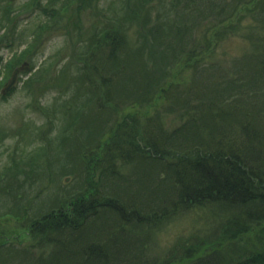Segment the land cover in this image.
<instances>
[{
    "label": "trees",
    "instance_id": "trees-1",
    "mask_svg": "<svg viewBox=\"0 0 264 264\" xmlns=\"http://www.w3.org/2000/svg\"><path fill=\"white\" fill-rule=\"evenodd\" d=\"M221 2L110 0L99 7L97 0H30L25 4L26 8L36 4L35 16L42 13L48 19L59 17L64 33L75 39L78 46H85L88 56L95 60L90 67L93 71L84 63L85 71L82 72L75 63L89 57L83 58L81 50L74 51L67 57L68 65H60L53 71L52 80L61 82L74 64L83 84L89 83L85 86L90 94L80 105L75 98H65L63 104H58L55 98L53 105L44 109L53 114V118L47 120L49 129L46 130L45 125L37 128L38 137L45 135L39 151L43 152L45 146L50 148L55 142L48 138L50 128L54 126V135L59 138L57 143L67 146L64 151L67 160L63 164L72 159V162L76 161V168H84L86 174L81 192L71 196L64 205H52L38 215L31 213L28 216L38 197L32 190L53 162L49 160V152L45 154L46 159L44 152L40 155L33 154L34 151L26 160L10 158L9 166L16 170L5 171L9 180L0 186V195L7 191L11 196V183L17 182L12 196H27V191L18 192L27 187L28 205L16 201L6 213L23 217L33 244L31 250H20L14 243L0 242V264H264V125L260 119L264 114H260L259 105L245 109L248 104L240 106L233 102L239 97L226 96L228 92L218 94L213 106L204 101H199L198 105L189 99L185 102L187 97L198 98L194 83L197 82L196 87L203 86L204 83L199 81L202 77L213 79L212 74L199 75L208 71L203 58L213 44L207 35L226 21H216L202 32L204 45L197 42L196 32L203 28L201 24L210 14L221 11L232 18L239 3L226 4L223 0L218 9ZM261 4L264 8V0ZM16 6L13 0H0V31L4 29L0 42L8 37L12 39L15 31L9 23L11 13L19 8ZM96 11L99 15L85 29L83 16L89 19ZM48 19L37 29H31L32 34L46 30V24L51 29L54 23ZM214 36L219 38L220 34ZM36 46L35 41L28 42L19 56L30 53ZM255 53V67H249V73L245 72L250 77L224 79V85L242 89L261 82L260 86H264V48ZM45 68L41 65L37 74L30 76L24 84L40 83ZM175 68H180V74L173 72ZM189 70V77L183 75ZM93 72L101 82L93 79ZM167 78H176L177 82L170 84ZM118 91L120 94L116 99L126 98L123 108H134L135 114L145 107L143 105H150L159 93H165L169 100L165 110L170 112L172 105L178 106L184 109L179 119L185 115L187 119L165 131L162 127L157 129L161 111H155L154 116L145 121L139 115L128 116L124 120L127 123L120 125L117 122L116 127L111 126L109 138L103 142L102 130L107 124L96 125L89 116L93 106L98 111L103 110L107 96ZM82 135L85 138L79 137ZM72 138L74 140L70 142ZM66 141L71 145H66ZM77 141H80L79 145ZM85 142L91 147L94 144L95 150L104 143L99 151L102 156H96L97 164H87L83 160L81 152ZM57 147L59 151L58 144ZM42 159L44 165L40 173L26 170L27 166ZM20 164L25 170L17 169ZM131 165L137 176L127 180L121 170ZM150 170L163 173L161 183L168 190L169 185H173L174 191L168 197V203L161 199L155 209L145 212L140 192L132 193L130 186L143 183ZM3 175L1 170L0 184ZM20 175L22 181H19ZM123 179L128 196L115 186ZM152 193L155 194V190ZM196 208H202L204 212L199 221L210 227L207 232L197 230L187 238L179 236L176 248L169 247L162 257L142 259L154 230H159L180 212ZM258 234L262 247L249 246L248 235Z\"/></svg>",
    "mask_w": 264,
    "mask_h": 264
},
{
    "label": "rangeland",
    "instance_id": "rangeland-1",
    "mask_svg": "<svg viewBox=\"0 0 264 264\" xmlns=\"http://www.w3.org/2000/svg\"><path fill=\"white\" fill-rule=\"evenodd\" d=\"M29 1L30 0H13L14 4H17L16 7L19 6V8L11 13L9 27L15 32L12 33L11 40L10 37H8L7 40L0 42V57L2 58V60H0V169L4 171L0 186L5 184L4 181L9 180V177L5 175V171L15 172L16 170L14 167L9 166L11 157H14L16 161H20L30 157L33 151V154L40 155H43V152L44 155L49 152V160L53 163L50 168L46 170V174L43 178L38 180L36 185L34 184L35 186L32 191L34 193L37 192L38 197L36 200L37 203L33 202V208H30V211H28V216H31V213H33V215H38L50 209L52 205L55 207L60 203L64 205L71 196L80 193L83 188V178L86 174L84 172L85 169L83 167L81 170L76 168V161L72 162V159H68L69 163L63 164V162L67 160L64 153L67 146L57 143V139L59 138L57 134L54 135L55 127H51L49 131L50 134L48 133V138H53L55 142L53 145H50V148L45 146L43 152L39 150L44 144L45 135L38 137L37 128L45 125L46 130L49 129L50 125L47 124V120L53 118V114L51 112L46 113L44 109L45 106L53 105L55 98L58 104L65 103V98H69L70 100L71 98H75L78 105H80L82 101L87 100L90 90H87L86 86H88L89 83L86 82V84H83L84 80L76 67H80L81 71L84 72L85 63L88 66V70L93 71L90 67L94 65L93 63L95 60L93 57L88 56L85 46H78L75 39L64 33L59 17L51 16V18L48 19L42 13H40L39 16L38 14L35 16L34 10H37L36 4L32 3L26 8L25 4ZM42 1L44 2V0ZM109 1L110 0H97L99 7L108 4ZM138 1L140 2L141 0ZM240 1L239 3L237 0H225L226 4L239 3L232 18L221 11L210 14L209 19L206 22H202L201 27L203 26V28L196 32L197 42H202V45H204V41L201 40L202 32L205 29H210L208 27H211L216 21H226L213 28L207 35L208 39L211 40L210 44H213V46L208 52L204 53L203 60L205 65L208 66V71L199 75L206 76L212 74L213 79L210 80L202 77L203 79L199 81L204 83L203 86L199 84L196 87L197 82L194 83L193 86L195 90H198L194 92L199 93L198 98L187 97L185 102L189 99L192 104L198 105L199 101H204L213 106L218 94L228 92L226 96L234 94L239 97L233 102H236L240 106L245 103L248 104L245 109H252V106L259 105L257 107H260V114L263 115L264 86H260L262 84L261 82L259 85H256L254 82V86L248 88L232 89L230 85H224L222 81L224 79L238 80L242 77H250L246 75L245 72L249 73V67H255V63H257L255 56L256 50L261 51L262 48H264V8H262L261 4L263 0ZM222 5L223 0L221 5L218 6V9H221ZM174 7L176 8V6ZM93 9L96 10V8ZM98 15L99 12L96 11L93 15L90 14L89 19L86 15L83 16L84 28H89V22ZM47 19L51 24L54 23L52 28L48 29V24H46V30L32 34L30 30L37 29L38 25L45 23ZM3 32L4 29L0 31V34ZM128 33L132 34V31H128ZM213 33L220 34V37H215ZM10 41H12V43H10ZM31 41L37 43L36 48L28 54H25V51L23 57H21V55L19 56V54L26 49L28 42ZM78 50L83 52V58L89 57V59H82L81 62L77 61L75 63L76 67L72 63L73 67H68V69L70 68L68 76L61 82H54V80H52L53 71L59 68L60 65H68V55ZM24 63L28 64L29 71L20 72L18 74L16 84L13 86L14 91L10 92L11 89L9 94H7L8 92L2 94V89L11 78L13 71ZM41 65H43L44 68L47 67L43 70L41 82H34L30 85L24 84L30 76L37 74ZM97 69L96 67V70ZM175 71L176 74H180L181 72L180 68H175L173 72ZM190 72L191 70L186 71L183 75L189 77ZM199 75H197V78H200ZM94 76L95 74L93 72V79L98 83L101 82L100 78ZM89 79L92 80V77ZM167 81L170 84L177 82L176 78H167ZM166 87H169V85H166ZM181 88L182 87H180V89ZM114 89L116 90L115 87ZM119 94L120 91L113 92L112 96H107V100H104V109L101 111L96 110L94 106L92 107V113L89 118L94 119L97 122L96 125L98 123L102 125L104 123L107 124L104 125L102 130V136L104 137L102 140L103 142L109 138L111 129L117 122L120 125L127 123L124 122V120L128 116L139 115V118L145 121L146 118L154 116L155 111H161L162 115L157 117L159 122L157 124V129L162 127L165 131L175 128L187 119L186 115L181 120L179 119L182 117L180 114L184 112V109H180L178 106L172 105L173 110L170 112L165 110L169 105V100L165 93H159L154 97L150 105H143L145 107L138 112V114H135L134 108H123L127 99L124 98L121 101L120 99H116V95ZM132 99H134V97H132ZM86 110L87 108L84 109V111ZM176 111L178 112L173 113ZM95 112H97V114H94ZM55 113H59V111ZM260 119L264 125V118ZM203 121L208 122L205 120ZM238 127L239 125H237V128ZM231 128H234V126ZM66 134H68V132ZM79 137H81V139L85 138L84 135ZM73 140L72 138L70 142ZM70 142L66 141V145H71ZM57 144L59 145V151ZM76 144L79 145L80 141H77ZM103 145L104 143L99 146V149L95 150L96 146L94 144L91 147L88 142H85L83 151L81 150V153H83V160L87 162V164L96 163V156H102L99 151H101ZM46 155L45 159L47 157ZM43 161L44 159L39 160V162L36 160L32 166H27L26 170L31 169L36 171V173H40L43 169ZM62 164L66 166H62ZM17 169L22 171L25 170V167L20 164ZM121 171L122 174H125L127 180L128 178L134 179L137 176L134 165L124 168ZM21 175L19 181H22ZM163 178V173L157 170H150L149 177L143 178L144 184L139 183L130 186L132 193L140 192L139 194L143 196L142 198L139 195V198L143 200L145 204V212L155 209V206L161 199H166L164 201L166 203L169 202L168 197L174 189L173 185H169L170 189L168 190L166 185L161 183ZM125 183L126 180L123 179L118 181L115 186L118 190L125 192V196H128L129 193L126 191ZM107 185L110 187L109 183ZM6 187L8 189L9 184H7ZM15 187H17V182L11 183V189H13V191H11V196L8 195L9 193L7 191H2L1 194L3 196L0 195V242L14 243L16 249L31 250L30 247L33 241L28 234V229L25 228L27 222L23 220V217L16 218L6 213L10 206L12 209L16 201L20 204L28 205L29 193L27 187H23L18 191H27V196H21V194L12 196L16 192ZM106 189L108 190L107 186ZM153 190H155V194L152 193ZM11 199L13 201H11ZM64 207L67 208V206ZM202 215H204L202 208L180 212L170 222L161 226L159 230H154L149 237L150 241L148 240L147 242L149 244L145 249V254L142 255V259L147 257L149 260H152V258L157 256L162 257L169 247L172 249L176 248L175 242L179 236L187 238L197 230L203 233L207 232L210 227L207 228L208 226H205L204 223L199 221ZM258 236L260 235H248L250 238L248 240V245L261 248L264 237L262 238L263 242H261Z\"/></svg>",
    "mask_w": 264,
    "mask_h": 264
},
{
    "label": "water",
    "instance_id": "water-1",
    "mask_svg": "<svg viewBox=\"0 0 264 264\" xmlns=\"http://www.w3.org/2000/svg\"><path fill=\"white\" fill-rule=\"evenodd\" d=\"M27 71H29V66L27 63H24L22 66L16 68L13 71L11 78L8 80L7 84L2 89V94H5L7 91H9L15 85V83L18 79V74L20 72H27Z\"/></svg>",
    "mask_w": 264,
    "mask_h": 264
}]
</instances>
